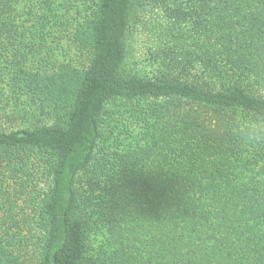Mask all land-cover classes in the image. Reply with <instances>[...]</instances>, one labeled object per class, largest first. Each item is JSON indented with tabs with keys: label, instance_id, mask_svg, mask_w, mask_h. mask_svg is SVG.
Returning a JSON list of instances; mask_svg holds the SVG:
<instances>
[{
	"label": "trees",
	"instance_id": "obj_1",
	"mask_svg": "<svg viewBox=\"0 0 264 264\" xmlns=\"http://www.w3.org/2000/svg\"><path fill=\"white\" fill-rule=\"evenodd\" d=\"M0 264H264V0H0Z\"/></svg>",
	"mask_w": 264,
	"mask_h": 264
},
{
	"label": "rangeland",
	"instance_id": "obj_2",
	"mask_svg": "<svg viewBox=\"0 0 264 264\" xmlns=\"http://www.w3.org/2000/svg\"><path fill=\"white\" fill-rule=\"evenodd\" d=\"M168 26L167 19L160 11L152 8L142 12L140 16H133V25L127 38L129 67L147 76H152L156 72L158 52L165 47L161 37ZM9 121L13 123L12 127L17 128L15 119Z\"/></svg>",
	"mask_w": 264,
	"mask_h": 264
}]
</instances>
